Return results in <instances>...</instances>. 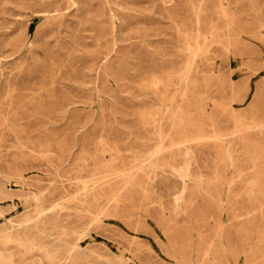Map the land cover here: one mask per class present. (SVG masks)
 <instances>
[{
	"label": "rangeland",
	"instance_id": "rangeland-1",
	"mask_svg": "<svg viewBox=\"0 0 264 264\" xmlns=\"http://www.w3.org/2000/svg\"><path fill=\"white\" fill-rule=\"evenodd\" d=\"M263 191L264 0H0V264H264Z\"/></svg>",
	"mask_w": 264,
	"mask_h": 264
},
{
	"label": "bare ground",
	"instance_id": "bare-ground-1",
	"mask_svg": "<svg viewBox=\"0 0 264 264\" xmlns=\"http://www.w3.org/2000/svg\"><path fill=\"white\" fill-rule=\"evenodd\" d=\"M221 1V0H220ZM215 2V1H214ZM201 5H202V3H201ZM222 5V4H221ZM207 11V10H206ZM219 11V10H218ZM222 13H223V11H222ZM199 17V16H198ZM224 17V16H223ZM197 18V17H196ZM197 20H198V18H197ZM226 20V19H225ZM198 42V41H197ZM197 46V45H196ZM180 112H181V110H180ZM189 122H190V120L189 119H187L186 117H184V114H182V113H178V114H176V117L174 118V121H173V128H174V130H172V132L174 131V134L175 133H177V138H178V143H181V144H184L185 146H186V144L185 143H187V142H189L190 140H192V138H194V137H192V136H190V129H188V127H189ZM178 127V128H177ZM175 128H177V129H175ZM161 133H162V131H161ZM159 135H161V136H159L160 137V139H162V134H160L159 133ZM162 141V140H161ZM186 147H190V146H186ZM159 149V148H158ZM110 150V149H109ZM182 149H179L178 151H181ZM116 155V154H115ZM258 157H260V156H258ZM257 158V157H256ZM113 160V159H112ZM113 162V161H112ZM115 162V161H114ZM112 164V163H111ZM118 164V163H117ZM114 165V164H113ZM130 177V176H129ZM107 179V178H106ZM110 179V178H109ZM100 186V185H99ZM97 187V186H96ZM75 188V187H74ZM88 189V188H87ZM94 189H96L95 187H94ZM101 189V188H100ZM120 189V188H119ZM97 190V189H96ZM100 191V190H99ZM93 193H94V191H92ZM101 192V191H100ZM86 193V192H85ZM89 194V193H88ZM81 195V194H80ZM71 196V195H70ZM79 196V195H78ZM88 196V195H87ZM262 196H264V191H263V194H262ZM59 197V196H58ZM77 197V196H76ZM75 197V198H76ZM71 198H73V196L71 197ZM80 198H81V196H80ZM100 198V197H99ZM116 199V198H115ZM78 200V199H77ZM76 200V202L78 203L79 202V200L77 201ZM82 200V199H81ZM102 200V199H101ZM71 201H73V200H71ZM75 201V200H74ZM73 201V202H74ZM262 202H264V198L262 199ZM262 202H258L257 203V205H261V203ZM67 204H69V203H67ZM71 204V203H70ZM69 204V205H70ZM81 204V203H80ZM60 205V204H59ZM73 205V204H72ZM70 207H71V205H70ZM84 208V207H83ZM104 208V207H103ZM250 208V207H249ZM61 209H63V208H61ZM60 211V210H59ZM50 212V211H49ZM55 212V211H54ZM57 212V211H56ZM68 213H69V211H67ZM59 213V212H58ZM60 213H61V211H60ZM71 213V212H70ZM52 214H53V212H52ZM77 214V213H76ZM47 215V214H46ZM66 215V214H65ZM67 215H69V214H67ZM80 215H81V213H80ZM85 215V214H84ZM44 216V215H43ZM49 216V215H48ZM60 216V215H59ZM79 216V215H78ZM86 216H88V215H86ZM90 216V215H89ZM102 216V215H101ZM45 217V216H44ZM92 217V216H91ZM60 218V217H59ZM63 218H65V217H63ZM45 219V218H44ZM74 219V218H73ZM76 220V219H75ZM59 221L61 222L62 220H60L59 219ZM78 221V220H77ZM81 221V220H80ZM79 221V222H80ZM82 222H84L83 220H82ZM86 222V221H85ZM84 222V223H85ZM94 222V221H93ZM95 222H96V220H95ZM43 224V223H42ZM96 224V223H95ZM94 224V225H95ZM59 225H61V224H59ZM88 225V224H87ZM86 225V226H87ZM92 225V224H91ZM40 227V226H39ZM90 227V226H89ZM89 227H87V228H89ZM31 228V227H30ZM42 229H44V228H42ZM83 229H84V227H83ZM20 230V229H19ZM75 230V229H74ZM80 234V233H79ZM82 234V233H81ZM78 236V235H77ZM81 255V254H80ZM79 255V256H80ZM115 255V254H114ZM135 255V254H134ZM82 256V255H81ZM83 256H85V255H83ZM83 258V257H82ZM87 258V257H86ZM100 259V258H99ZM94 260V259H93ZM105 260V259H104ZM107 260H110V259H107ZM116 262V261H115ZM118 262V261H117ZM107 263V262H106ZM104 264V263H103ZM111 264V263H110Z\"/></svg>",
	"mask_w": 264,
	"mask_h": 264
}]
</instances>
